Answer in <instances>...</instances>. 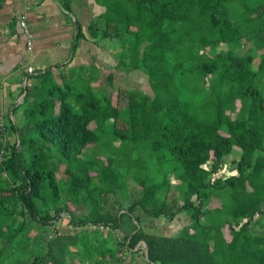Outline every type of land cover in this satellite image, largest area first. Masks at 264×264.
Here are the masks:
<instances>
[{"label":"trees","instance_id":"trees-1","mask_svg":"<svg viewBox=\"0 0 264 264\" xmlns=\"http://www.w3.org/2000/svg\"><path fill=\"white\" fill-rule=\"evenodd\" d=\"M102 3L107 93L48 70L0 115V264H264V0ZM123 71L153 95L114 100Z\"/></svg>","mask_w":264,"mask_h":264},{"label":"crops","instance_id":"crops-1","mask_svg":"<svg viewBox=\"0 0 264 264\" xmlns=\"http://www.w3.org/2000/svg\"><path fill=\"white\" fill-rule=\"evenodd\" d=\"M102 1L0 0V115L21 106L26 86L38 85L39 75L48 70L60 80L71 69L96 65L100 77L95 88L107 86L114 73L109 65L113 68L117 61L109 51L111 44L99 42L90 33L91 25L107 12ZM23 19L31 34L32 51L27 50ZM29 68L34 69L32 74L27 73Z\"/></svg>","mask_w":264,"mask_h":264},{"label":"rangeland","instance_id":"rangeland-1","mask_svg":"<svg viewBox=\"0 0 264 264\" xmlns=\"http://www.w3.org/2000/svg\"><path fill=\"white\" fill-rule=\"evenodd\" d=\"M223 49H226V47H223ZM110 53H111V51H110ZM113 54L115 55V52ZM121 54L118 51V53L115 55L116 56V60L120 57ZM109 67H111V70H112V66L109 65ZM126 72L127 71L118 72V75H119V77H121V79L118 80V85L115 84V87L116 86L117 87L114 88L113 90L111 89V93L113 94V92H114V100L117 99V95H118L117 93H118L119 90H120V92H122L125 95H127V94H138V93H144V92L146 94H148V95H151V96L153 95L151 86L149 85V82H148V77L146 75H143L142 72H140V73L133 72L131 74H127ZM107 91H108L107 88H103V89L97 91V93L100 94L101 96H103V95H105L107 93ZM116 91H117V93H116ZM120 99H121V97H120ZM26 108L27 107H23V110H25ZM17 115H18L17 116V118H18L19 115H21V110H19L17 112ZM103 138L107 139V136H105ZM140 146L143 149L139 153V158L138 159H145V158H147L148 151L144 152V149L146 148L145 145H140ZM227 160L229 161V164H230L233 159H232V157H230ZM224 173L228 174L227 171H225ZM131 184H132V182H131ZM127 195L130 196L131 194L127 193ZM120 204H122V207L125 208L126 210L128 209V203L126 201L120 199ZM71 208L73 209V212H75L78 215H80L84 211L83 207L82 208L71 207ZM64 217H67V218L70 219V217L67 216V215H64ZM56 223H57V221H55V224ZM178 223H175V224L173 223L174 224L173 225V224H169L165 220H159V221H156L155 223L152 222V223L144 224V226L148 225V226L144 227V230L145 231H149V233H150L152 231H156L155 229L157 228L158 231H160V234H163V230L166 229L168 234H166V232H165V234H163V235L169 236V231L170 232H175L176 231L175 229H178L180 227V226L178 227ZM58 225H59V228H60L61 231H65L66 232V231H70L71 230L69 225H68V219H66V218H64V221H61V223H59ZM45 229H47V231L51 230L50 225L47 226ZM111 246H113V244H111ZM143 251H144V256L146 257L145 249ZM136 259H137V257H136ZM138 260H140L139 257H138Z\"/></svg>","mask_w":264,"mask_h":264},{"label":"built area","instance_id":"built-area-1","mask_svg":"<svg viewBox=\"0 0 264 264\" xmlns=\"http://www.w3.org/2000/svg\"><path fill=\"white\" fill-rule=\"evenodd\" d=\"M21 27H22V30L24 32V35L29 40V41H27V50L28 51H32V42L30 40L31 39V34H30L29 28H28V26L26 24V21H24V19L21 21ZM28 72H29V74H32L34 72V69L33 68H29Z\"/></svg>","mask_w":264,"mask_h":264},{"label":"water","instance_id":"water-1","mask_svg":"<svg viewBox=\"0 0 264 264\" xmlns=\"http://www.w3.org/2000/svg\"><path fill=\"white\" fill-rule=\"evenodd\" d=\"M16 107H13L12 109H11V112H10V117H11V119H12V122L14 123V125H15V127H16V129H17V123H16V121H15V119H14V117H13V111H14V109H15ZM20 138H19V136H18V140H19ZM20 142V141H19ZM20 144H19V146H18V151L20 150ZM145 254H146V257H147V249L145 250Z\"/></svg>","mask_w":264,"mask_h":264}]
</instances>
